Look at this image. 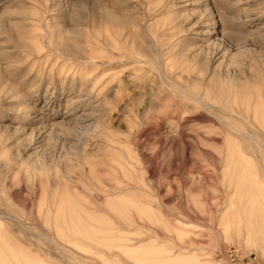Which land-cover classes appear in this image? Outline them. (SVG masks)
I'll list each match as a JSON object with an SVG mask.
<instances>
[{"label":"rangeland","instance_id":"rangeland-1","mask_svg":"<svg viewBox=\"0 0 264 264\" xmlns=\"http://www.w3.org/2000/svg\"><path fill=\"white\" fill-rule=\"evenodd\" d=\"M262 132L264 0H0V264H264Z\"/></svg>","mask_w":264,"mask_h":264},{"label":"bare ground","instance_id":"bare-ground-1","mask_svg":"<svg viewBox=\"0 0 264 264\" xmlns=\"http://www.w3.org/2000/svg\"><path fill=\"white\" fill-rule=\"evenodd\" d=\"M191 95V94H190ZM258 105H255V107H257ZM236 109V108H235ZM249 113V112H248ZM262 215L264 216V212L262 213Z\"/></svg>","mask_w":264,"mask_h":264},{"label":"snow or ice","instance_id":"snow-or-ice-1","mask_svg":"<svg viewBox=\"0 0 264 264\" xmlns=\"http://www.w3.org/2000/svg\"><path fill=\"white\" fill-rule=\"evenodd\" d=\"M262 135H264V132H262Z\"/></svg>","mask_w":264,"mask_h":264}]
</instances>
